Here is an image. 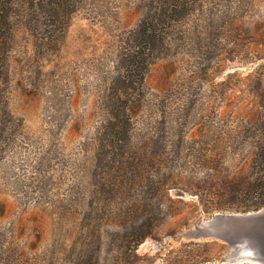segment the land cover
<instances>
[{"label":"rangeland","instance_id":"rangeland-1","mask_svg":"<svg viewBox=\"0 0 264 264\" xmlns=\"http://www.w3.org/2000/svg\"><path fill=\"white\" fill-rule=\"evenodd\" d=\"M76 1L66 27L16 24L0 98V264L264 253V234L184 237L218 213L258 210L247 129L264 91V0H185L184 16L160 24L159 50L136 31L158 0ZM135 49L144 63L130 65Z\"/></svg>","mask_w":264,"mask_h":264},{"label":"trees","instance_id":"trees-1","mask_svg":"<svg viewBox=\"0 0 264 264\" xmlns=\"http://www.w3.org/2000/svg\"><path fill=\"white\" fill-rule=\"evenodd\" d=\"M158 3L160 6L155 10L153 9L136 30L139 41H142L141 45L150 42L154 50H159L166 40V33L160 29V24H165L168 20L180 19L187 12L185 0H158ZM76 9V0H0V98L2 85L8 74L9 57L15 40L17 22L26 20L34 28H40L43 24L47 26L61 24L66 27ZM41 38L46 41L48 38L50 39V36H42ZM138 54L139 51L135 49L132 54L133 58L129 62L130 65H136L139 62H141L140 64L144 63L142 59L140 61L137 59ZM143 68L146 69V67ZM144 74L145 71H142L141 83L144 80ZM126 77L129 79L128 73L123 76V88L127 92L130 86L126 83ZM120 96L121 94L118 95V98ZM260 102L258 116L252 120V125L247 129V132H252L248 136L253 137L255 141L252 147L253 158L251 162L255 175L247 191L250 206L255 209L264 207V91L261 93ZM126 110L123 111L126 120L125 127L122 124V128L128 138L131 118ZM118 127L119 122H114L113 129L117 130ZM115 132L117 134L118 131ZM209 243L205 242L204 244L207 246Z\"/></svg>","mask_w":264,"mask_h":264},{"label":"water","instance_id":"water-1","mask_svg":"<svg viewBox=\"0 0 264 264\" xmlns=\"http://www.w3.org/2000/svg\"><path fill=\"white\" fill-rule=\"evenodd\" d=\"M238 229L242 233L264 234V207L247 213H218L209 220H201L194 230L184 233L187 239L216 238L225 239L222 231ZM229 251L216 264H242L249 261H257L264 264V253L259 252L253 246L246 245L237 248L231 244ZM237 248V250H235Z\"/></svg>","mask_w":264,"mask_h":264}]
</instances>
